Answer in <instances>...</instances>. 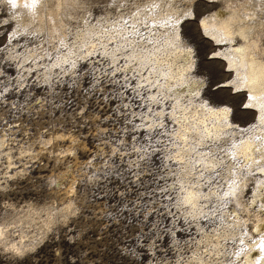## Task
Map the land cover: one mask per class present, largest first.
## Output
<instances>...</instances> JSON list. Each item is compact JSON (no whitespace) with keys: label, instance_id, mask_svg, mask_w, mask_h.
Listing matches in <instances>:
<instances>
[{"label":"bare ground","instance_id":"6f19581e","mask_svg":"<svg viewBox=\"0 0 264 264\" xmlns=\"http://www.w3.org/2000/svg\"><path fill=\"white\" fill-rule=\"evenodd\" d=\"M176 1L167 6L153 2L137 7V16L131 25L136 27L141 38L146 39L140 40V44L130 48L129 52L125 51L126 46L106 47L92 57H78L68 53L62 58L58 54L69 43L65 44L66 40L63 39L62 25L66 17L58 6L52 9L48 5L41 7L43 0H0V16L9 11L17 12L13 15L15 20L9 19L8 23L2 20L3 17L0 19V219L7 215H17L19 219L8 221V218L7 222L12 225L9 230L7 226L8 236L9 233L12 237L18 233H28L31 228L28 232L26 228L30 226H34L33 231H36V224L41 229L40 211L31 209L37 206L35 203H42L49 207L48 211H53L54 217L51 216V220L67 216L66 220H62L64 222L53 225L50 235L44 239V251L57 253L54 246L59 244L62 237L70 245L79 247L87 245L88 235H93L101 243L107 227L117 225L120 226L118 230L121 236L127 237L128 224L126 220L118 222L116 215L118 213L122 217V213L129 208L136 210L143 190L151 189L149 194H157L161 202H168L169 206L173 203L178 214L170 215L174 216L172 222L176 227L182 224L183 236H191L178 249L184 254L190 252L194 238L205 241L208 236L205 230L223 217L218 214L217 208L237 203L233 199L253 197L256 202L264 200V0L248 1L247 15L250 18L245 21V15L243 19L240 18L243 13L224 9L227 0ZM124 6L120 4L104 8H114L115 14L109 17H118L122 16ZM28 16L30 19H38L33 23L39 24L27 26L25 19ZM91 18L95 16L85 18L84 22H89ZM97 19L100 20V17ZM196 22L200 23V28ZM10 30H13L12 34L9 33L11 43L6 45L4 37ZM162 34L167 37L165 42L159 43L157 38ZM149 39L156 40L157 45L151 44ZM40 40H47L51 47L49 60L56 59L51 66L40 63L38 60H42V57L29 64L25 57L27 55L24 56ZM114 60L118 62L111 64L110 61ZM80 62L86 65L90 73H96L94 65H98L103 72H106L105 66L113 67V75L100 77L87 74V78L103 86H110L113 81L119 82L118 88H122L135 103L122 104L118 110L115 109V117L109 119H119L120 125L128 120V126L122 131L132 134L135 142L140 137L150 144L144 150L139 146L134 150V155H141L140 162L146 164L142 168L128 166L126 161L129 155L124 153L122 163L128 176L131 174L130 178L125 180V175H122L117 182L121 185L112 186L120 187L118 190L126 187V191H120V196L125 194L126 198L120 197V207L114 204V199L108 209L111 214L103 221L97 220L96 216L106 211L107 204L88 202L94 193L90 188L94 186L89 188L87 183L75 177L74 181L80 182L81 192L79 197L73 198L68 195L73 189L65 188V184L57 180L59 163H77L80 157H50V150L54 148L47 141H61L64 136L44 131L45 127L54 130L51 123L58 115L65 122V127L74 128L77 135L82 134L102 142L95 127L98 126L97 121L101 122L104 113V120L108 121V104L106 106L95 98L103 96L109 87H81L84 76L77 72L82 70ZM121 65H126L125 70L121 69ZM8 69L13 70L14 74H5L4 71ZM48 72L49 75L46 74ZM37 100L40 103H36ZM244 101L247 104L240 108ZM55 102L62 103L64 108L57 109ZM134 108H145L146 112H153L159 121H153L152 126L144 125V118H139L141 112L138 113ZM42 114L48 119L41 118ZM93 128L94 132L90 130ZM46 134L47 139H44ZM26 143H29L31 151H38L37 143L42 145L43 151H49L47 154L25 152ZM105 145L109 150L108 144ZM78 148L81 152L85 150L83 145ZM34 158L39 161L35 162ZM156 158H160L161 162L154 167L158 172L152 175L150 171L153 169L147 164H152ZM28 162L32 168L26 166ZM155 164H158L157 161ZM248 177L259 181L260 187H251ZM153 181L159 183L156 190L155 184L151 185ZM163 185L168 188L162 189ZM114 209L117 212L113 214ZM79 210H82L80 217L77 216ZM154 213L158 216L156 211ZM93 220L99 222L98 229L89 226ZM101 223L107 224L104 227L100 226ZM261 227L249 234L264 232ZM141 236H138L137 247L149 255L146 264H157V251H154L157 246L150 247ZM260 239L257 246L255 244L251 249L252 255L256 251L264 254V234ZM2 242L0 239V244ZM38 242L34 240L28 248L25 247L27 254L7 250L0 245V264L42 263L43 255L37 252L41 248L37 251L34 249V253L27 251ZM251 254L249 257L246 255V260L254 264L256 255ZM102 255L101 251V259ZM78 258L81 264H91L87 254H80ZM210 259L213 260L212 257ZM261 260L263 262L259 264L264 263V258ZM70 262L75 264L77 258L71 257Z\"/></svg>","mask_w":264,"mask_h":264},{"label":"rangeland","instance_id":"374dc122","mask_svg":"<svg viewBox=\"0 0 264 264\" xmlns=\"http://www.w3.org/2000/svg\"><path fill=\"white\" fill-rule=\"evenodd\" d=\"M47 1H49V2H47ZM248 1H250V0H245V1L244 0H227V4H225L224 9H226L227 11L237 10V12H239L241 14L243 13L242 17H240L241 19H243L244 15H245L243 21H245V19L249 20L250 15H247V13H248L247 7L249 6ZM153 2H158L159 4H165L167 6L170 4L173 5L177 1L176 0H46V1L43 0V2H41L40 6L41 7H44V6L47 7V5H48V7L51 6V9L53 7L58 6V8L61 9L62 12H64V17H66L65 24L62 25V31H63V36L66 37V38L63 37L64 41L66 40L65 44H67V43H69V44H67L68 46L66 45L64 47V49L62 51H60L61 53L59 52V54H58L59 57L64 58L65 54L73 53V54H75L74 56H78V57L83 56L85 58H88V57H92L95 54L105 50L106 47L107 48H110V47L119 48L120 46L121 47L126 46L125 51L129 52L130 48H132L134 46H138L140 44L139 43L140 40H145L146 38L145 37L141 38V36L137 33L138 30H136V27L132 26L131 24H133L134 18L137 16V13H136L137 7H139L141 5H145V4H150ZM120 4H123V5L125 4V6H124L125 9H122V11H123L122 16L117 17L116 15H113L112 17H109V15L115 14L116 10H113L114 8L106 10L104 7H106V6L107 7L108 6L116 7ZM237 4H239V5H237ZM97 6L100 8H103L102 9L103 11L100 8H98ZM61 7H63V8H61ZM182 7L183 6H179V8H182ZM237 7H238V9H237ZM38 8H40V7H38ZM45 13H47V11ZM45 13H44V16H45ZM109 13H111V14H109ZM15 14H17V12L9 11L6 14L7 16L5 14L1 15L0 19L3 17L4 19H2V20H7V23H8V22H10L9 19L13 18V20H15V17L13 16ZM37 16H39V15H37ZM44 16L42 18H44ZM89 16H95V18L94 19L91 18L89 20V22L85 23L84 22L85 18H87ZM261 16L262 15H260V17ZM97 17H100V20L97 19ZM122 17H125V18H122ZM118 18H121L122 20L118 19ZM26 19H27V21H26ZM26 19H25V22L27 23V26H36L37 24H39L38 22L35 24L33 23V21H36L38 19H30L29 16L26 17ZM256 19H257V17H256ZM196 24L200 28V26H199L200 23L196 22ZM10 31H8L6 33L7 35H5V37H4L6 39L4 41L5 42L4 44H6V45L11 43L10 39H11V34H12L13 30H10ZM110 32H111V34H110ZM9 33H11V34H9ZM159 37L160 38H157V41H159V43H162V42H165L167 36L162 34V36L159 35ZM149 41H152V39H149ZM155 43L157 45L156 40H153L151 44L155 45ZM67 49H68V52H67ZM19 52H21V51L19 50ZM65 52H67V53H65ZM50 53H52V51H51V47L49 46L48 41L47 40H45V41L40 40V41H38V43L35 46H31L30 50H28L27 52L24 53V56L27 55L25 57L27 58V63H29V64L37 61L34 59L42 57L43 59L38 60V61H41L40 63H46L45 65L51 66V64L54 63L56 61V59L52 58L51 60H49L48 54H50ZM53 55H54V53H53ZM58 55H56V56H58ZM80 61H81V59H80ZM110 62H111V64H113L114 62L117 63L118 61L114 60L113 62L112 61H110ZM120 64H119V66H120ZM81 67H82V70L77 71L79 74H81V75L83 74V76H84V78L82 79L81 87H88V88H91V87H109V88L105 89V94H103V96L101 95L99 98H95V99L100 100L101 102H104L106 104V106L108 104V106L106 107V110H107V115L111 116L110 118L115 117V115L117 113V111L115 112V109L118 110V108L122 104L131 105V103L134 102L133 100L129 99L130 97H128V95H126L127 93L124 92V90L122 88H118V87H120L118 85L119 82L113 81L112 85L103 86V85L97 84L95 82V80H92L91 78H87V74H89V76L99 75L100 77H105L106 75L110 76L111 74L113 75L114 72H113V67L111 69V65H108L107 68L105 66L106 72H103V69H99L98 65H94L93 70L95 68H97L94 71L96 73H93V72L90 73L91 71H88L86 65H84L83 63H81L80 68ZM124 68H126V65L125 66L121 65V69L123 70ZM4 72L7 75L8 74H10V75L14 74V71L11 69L5 70ZM103 73H105V74H103ZM46 74L49 75L50 73L48 72ZM141 97L144 98V96H141ZM246 104H247V101L246 102L244 101V103L240 105V108H242V106H245ZM224 105H226V104H224ZM121 109H124V108H121ZM134 110L137 111L138 113H139V111L141 112V113H139V116H140L139 118H144V121H142V122H144V125H146V126H148V125L152 126L153 121H154V123H155V121H159L153 115V112L152 113L146 112L145 108H134ZM121 113H122V115H125L124 112H120V114ZM105 115H106V113H104V115H101V117H103ZM99 123L101 124V122H98V121L96 122L97 125H99ZM132 129L133 128H131V130ZM136 140H137L136 142L138 143L140 149L141 148L144 149V147H147L150 145V144L145 143V140L140 139V137ZM25 147H26L24 149L25 152H31L29 143H26ZM263 147H264V144H263ZM143 149H141V150H143ZM258 149H261V148L258 147ZM213 156L215 157V155H213ZM135 157L136 158L138 157L137 161L140 162V160L142 158L141 155L135 154ZM258 163L259 162H257V164ZM257 164H255L254 166H256ZM130 165H132L133 167H137L136 164H132V163L129 164L128 163V166H130ZM123 167H125V166H123ZM154 167H155L154 165L150 166V168L153 169V170L150 169L151 174L158 172V170H154ZM124 171L125 172L123 175H125L124 176L125 180H129V178H130L129 176L131 174L128 176V173L126 172V170H124ZM248 180H249V184L251 183L250 184L251 187H254V186H257L258 188L260 187L259 181L254 180L253 178H249V177H248ZM126 183H127V181H126ZM154 183H155L154 190H156L159 187L158 186L159 183H156V182H154ZM119 184L120 183H116L115 185L120 186L121 184L120 185ZM262 185H264V182H262ZM117 186H115V187H117ZM118 188H120V187H117L116 189L118 190ZM163 188H168V186L163 185L162 189ZM121 189L122 190L125 189V191H126V187H124V186L121 187ZM231 189L232 188H230V190ZM240 189H242V188H240ZM150 191H151V189H150ZM150 191H148V189L143 190V192H142L143 195H141V198L138 200L140 205L136 209L137 211L134 210L133 208H129L128 211L125 210L122 213L123 215L121 214L122 217L120 215H118V213H117L118 222H123L126 220L125 223L128 224L126 230L128 231L129 236H127L124 240L119 235L118 229L120 226L117 225V226H112V227L108 228L107 233L105 234V237L101 243L93 235H88L90 237H88L86 239L87 245L86 246L80 245V247H81L80 248L79 246H76V245H70L69 243L66 242L65 238L62 237L61 240L59 241V244H57L58 246L57 245L54 246V248L56 249L55 251H57V253L53 254V253H50V251H44V248H43V244H45L44 239H46L47 236L50 235V231L53 230V225L56 226V224L64 222L62 220H66L67 216L66 217L64 216L65 218L59 217V219L53 218L51 220L50 219L51 216L54 217L53 211H52V213L50 211H48L49 207H47V205H44L42 203H38V204L35 203V205H37V206H32L31 210L36 209L37 211H40V219L39 220H41L40 222L42 224V228L40 229L39 224H36L35 226L37 227V229H36V231H33L34 226L29 227V225H26V227H29V228H26L27 229L26 232H28V229H30V228L32 229V230L30 229L28 233H18L17 235L12 237V235L8 231V233H9V236H8L7 232H6L7 226L9 225L8 230L10 227H12V225L10 226V223L7 222L8 218H9L8 221H10V219L13 221H15V220L19 221V219H17V217H18L17 215L11 216V217L7 215V217L6 216L2 217L0 219V223L2 222L0 224V231L2 230L0 232V235H1L0 239H1V242L2 241L3 242L0 245L4 246V248H6L7 250H15V251L18 250V251H22L23 253L27 254L25 247L28 248L29 243L33 242L34 240L35 241L37 240V242H38V239L41 237L40 238L41 243L38 242L35 244L33 249L27 250L28 253H34L35 250L37 251L41 248V250H39L37 252H39L41 255H43V259H42V263H38V264H43V263L44 264H71V262H70L71 257L77 258V262H75V264H81V262L79 261V258H78V255H80V254H87V257H89L91 264H100L99 259L102 260L103 262L111 260L114 255H121L122 254L121 248L125 247L129 251V252H127L128 255L125 256L126 261L129 264H146L150 257L147 253H145L143 250H139V248L137 247L138 236L142 235L141 238H145L147 242L146 241H144V242H146V244L149 245L150 247L153 246L154 244H155L154 246H157L156 245L157 242H155L153 238L156 237V234L158 233L159 228L161 227L162 223L160 224V222L165 223V225H167V227H169L170 225H174V223L172 222V217H174V216L171 217L170 215L178 214L177 212H175L174 207L172 206L173 203H172V205H171L172 207H171V206H169L168 202H165V201L161 202L159 199V196L157 194H149ZM205 191H207V190H205ZM110 192H112L111 189H110ZM156 193H158V192H156ZM197 193L199 194L198 191H197ZM108 195L111 196V194H108ZM131 197L132 196H130V198ZM119 199H121V198L119 197ZM119 199L118 198L115 199L114 204H117V206L120 207L121 204H120ZM246 199L247 198L241 199V200L233 199V201H237V203L233 202L232 204H228L229 207L226 205L223 208H217L218 212H219L218 214L223 216V217L220 218V220L217 223H214V225L209 226L206 230H205V228H203L208 233V236L205 238V241H203V240L199 241L196 239L195 242H193V244H192L191 248H193V250L192 251L190 250L191 254H189V255H187L186 253L181 254L180 251L177 252L178 258H177L176 262L182 263L185 260L183 257H180V255L187 256V257H190L192 255L193 260L195 259L194 262L195 261H196V263L199 262L197 264H252V261L247 262V260H246L247 256L246 255H248V257L250 256V254L252 253L251 249H253L255 247V244L257 246V244H258V242H260V240H261L260 238H262V235L264 234V232L255 233V234H249V233L251 231H254L255 229H257V227H260V226L264 227V200H258L256 202V200H254L253 197H252V199L251 198L247 199V200ZM111 202H114L113 198H111ZM99 203H101V202H99ZM18 209L19 208H17V212H18ZM153 211H156V213L159 217L156 216L155 213H154L155 214L154 215ZM171 211H174V213ZM113 212L116 213L117 209L114 210ZM234 212H236V213H234ZM45 217H46V219H45ZM162 217H164V218H162ZM5 220H6V223H5ZM54 220H57L58 222L54 221ZM49 221H51V222H49ZM44 224H45V226H44ZM89 224H90L89 225L90 227L95 228V229H98V227H99V222L95 221V220L91 221V223L89 222ZM263 227H261V228L264 230ZM174 228L180 229L181 226H177V227L174 226ZM38 232H40V233H38ZM36 233H38V235ZM32 234H33V236H32ZM74 235H76V234H74ZM7 237H8V239H7ZM188 237H191V236H188ZM13 238H14V240H13ZM32 239H34V240H32ZM115 239L119 240V242H120L117 247L112 246V242ZM185 239H189V238L186 237L183 240L185 241ZM4 241L7 243H5ZM164 241L165 242L167 241V244H169V236ZM6 244H7V246H5ZM17 247H18V249H16ZM23 248H25V251ZM180 248H182V246H180L178 249H180ZM85 250H86V253H85ZM101 251L103 253L102 259L100 258ZM256 252H257L255 254L256 256L252 255L253 253L251 254V256H255V258L257 259L254 261L255 262L254 264H259L260 262H263V260H261V259L264 258L263 257L264 254L262 253V251H261V253H260V251H256ZM138 253H140V254L138 255ZM155 254H156V258H157V261H155V262L157 264H165V263H163V260L166 259L167 256H164L161 252H159V250ZM261 254H263V255L261 256ZM209 257L210 258L212 257L213 260H211ZM258 258L260 260H258ZM26 264H30V263L28 262Z\"/></svg>","mask_w":264,"mask_h":264},{"label":"built area","instance_id":"2783aa9c","mask_svg":"<svg viewBox=\"0 0 264 264\" xmlns=\"http://www.w3.org/2000/svg\"><path fill=\"white\" fill-rule=\"evenodd\" d=\"M36 103H40V102H38L37 100ZM54 105L57 107V109L59 107H63L62 103L55 102ZM79 111H84V110L79 109ZM40 117L46 120L48 119V117H45L44 114L40 115ZM110 117L111 116L108 117V121L104 120L105 117H102L101 124L95 127V129H97L96 133H98V136L99 138H101L102 142H98L94 140V138L89 136L86 137L83 136L82 134L77 135L74 132V128L69 126H66L67 128L65 127V122H62V119L59 118L58 115H56L55 118H53L54 121L51 123V127L54 130H48L50 129L49 127L44 128V131H48L49 133L57 132V133H61L64 136V139H62L61 141L51 140V143L50 141L49 142L47 141L49 146L51 145V147L54 148L50 150V157L58 158V159L73 157V156L80 157L77 163L74 162H71L69 164L59 163L58 167L60 168V172L58 173L57 180H60L61 183L65 184V188L73 189V191H70L68 193V195L73 198L80 196L79 193L81 192L80 189L81 187L79 186L80 182L87 183V186L89 188L94 186L93 188H90L94 191V193L90 195V199L88 200V202H92V203L101 202L107 204L106 211L102 214H97L96 216V219L99 221H103L104 219L108 218L109 215L111 214L108 210L110 207V203H114L110 201L111 198L119 199V197H121L120 196L121 189L117 190L116 189L117 187H113L112 184H116L125 172L124 171L125 167H123V163H122L124 153L129 155L128 161H126L127 163L136 164L139 168H142L143 165L146 166V164H142L141 162L137 161L138 157L136 158L134 155L135 153L134 150L136 151L139 145L137 142L134 141L133 135L132 134L130 135L129 132H126L125 134L122 131L124 127L128 126L129 124L128 120H126L122 125H120L119 119L110 120L109 119ZM86 123L88 125V122ZM95 129L93 128L90 130L94 132ZM47 135L48 134H46L44 139H47ZM105 144H108V146L110 147L109 150L106 148L107 146ZM37 145H38V151H31L32 153H41V152L43 154L48 153L49 150L48 151L42 150L41 144L37 143ZM81 145L85 147L84 152L79 151L78 147ZM33 160L35 162L39 161L36 158H34ZM156 161L158 164H155ZM152 162H153L152 164H154V166L156 167L159 165L161 161L160 158H156ZM152 164L148 163L147 165L150 167L152 166ZM26 166L32 168L30 162H28ZM75 177L78 178L80 182L78 180L74 181ZM153 184H155L154 181L151 183V185ZM109 189H111L112 192H109ZM107 194H111V196L106 197ZM121 198L122 199L126 198L125 194ZM70 201L77 202L75 200H70ZM54 205L56 206L57 204L54 203ZM113 211L112 213L114 214L115 212ZM81 213L82 210H79L77 216L80 217ZM89 215L91 216V214ZM116 217H118V215H116ZM106 224L107 223H101L100 226L103 225L105 227ZM160 224L161 227L159 228L156 237H154L153 239L155 242H157L156 244L157 247L155 248L154 251L159 250V252H161L164 256H167L166 259L163 260V263L197 264L196 262H194L192 255L190 257L180 255V257H183L185 260L182 263L176 262L178 258V253H177L179 251L178 248L184 245L183 239L186 237L191 238L182 235L184 233L181 231L184 229H182V227L180 229L174 228L175 224L170 225L169 227H167V225H165V223L163 222H160ZM108 228L110 227H107V230ZM118 232L119 235L121 236L120 231ZM126 233H128L127 230ZM168 236H169V244H167V241L166 242L164 241L166 238H168ZM121 237L123 240L126 238L125 236H121ZM195 240L196 239L194 238L191 244H193ZM116 241L117 239L112 242V246L114 247L118 246L120 242L119 240L117 242ZM171 248L176 249L175 252L174 249ZM189 250L192 251L193 248H190ZM127 252L129 251L125 247H122L121 255H114L111 260L104 262L101 261L100 264H129L126 261V257H125L128 255ZM186 254L189 255L191 254V252H187Z\"/></svg>","mask_w":264,"mask_h":264}]
</instances>
